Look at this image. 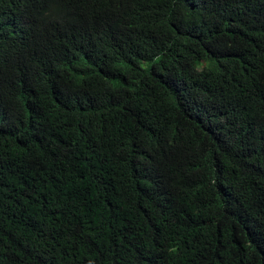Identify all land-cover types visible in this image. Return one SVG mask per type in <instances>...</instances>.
<instances>
[{
	"label": "trees",
	"instance_id": "obj_1",
	"mask_svg": "<svg viewBox=\"0 0 264 264\" xmlns=\"http://www.w3.org/2000/svg\"><path fill=\"white\" fill-rule=\"evenodd\" d=\"M0 264H264V0H0Z\"/></svg>",
	"mask_w": 264,
	"mask_h": 264
},
{
	"label": "clouds",
	"instance_id": "obj_2",
	"mask_svg": "<svg viewBox=\"0 0 264 264\" xmlns=\"http://www.w3.org/2000/svg\"><path fill=\"white\" fill-rule=\"evenodd\" d=\"M176 251H177V249L174 247L169 250L170 254H174Z\"/></svg>",
	"mask_w": 264,
	"mask_h": 264
}]
</instances>
